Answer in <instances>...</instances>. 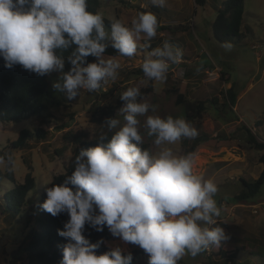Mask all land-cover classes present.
Returning a JSON list of instances; mask_svg holds the SVG:
<instances>
[{"label": "clouds", "instance_id": "obj_1", "mask_svg": "<svg viewBox=\"0 0 264 264\" xmlns=\"http://www.w3.org/2000/svg\"><path fill=\"white\" fill-rule=\"evenodd\" d=\"M152 4L165 7L167 0ZM158 27L154 13L139 12L131 27L114 19L106 31L102 15L87 10V0H0V58L8 69L20 65L39 76L60 73L53 88L72 100L82 89L96 92L116 79L121 65L115 57L105 58L108 47L133 57L140 35L151 40ZM223 46L232 47L230 42ZM70 49L66 57L60 54ZM89 56L95 62H88ZM181 62V50L165 42L146 52L141 67L148 80L163 83L170 64ZM140 97L138 86L120 93L125 103L117 114L123 121L117 115L106 118L107 132L96 146L79 150L72 174L45 188L40 208L53 217L68 216L63 230H57L67 240L60 264H132L131 251L106 245L103 238L91 242L86 225L96 232L107 228L112 237L138 246L148 264H178L186 254L195 257L227 239L217 220V184L194 170L193 154L167 147L196 137L197 129L183 117L155 114L156 106ZM139 117H145L143 128L158 150L142 147ZM13 164L11 154L0 155V165ZM102 245L107 250L98 254Z\"/></svg>", "mask_w": 264, "mask_h": 264}, {"label": "rangeland", "instance_id": "obj_2", "mask_svg": "<svg viewBox=\"0 0 264 264\" xmlns=\"http://www.w3.org/2000/svg\"><path fill=\"white\" fill-rule=\"evenodd\" d=\"M219 1L206 0L204 6H198L194 0H167L165 7L154 5L158 11L153 13L162 27L157 29L154 38L148 40L142 33L133 57L104 54L105 58L115 57L120 62L115 80L109 79L96 92L82 89L72 100L65 95L66 101L62 105L50 106L45 111V122H41L44 116L0 122V151L17 138L22 128L34 130L41 127L47 131L44 138L31 139L26 148L11 152L15 179L23 181L27 171L23 162L25 158L32 167L34 185L25 197L21 212L13 219L6 224L5 216L0 214V264L10 263L9 253L30 229L40 232L36 224L40 194L53 175L64 172L74 151L73 138L68 133L80 135L88 141L106 133L107 129L102 126L105 114L101 110L119 104L113 110L112 118L117 115L123 121V117L117 114L125 103L120 99V93L137 86L141 91L149 81L152 91L141 97L140 102L155 105V114L161 117H183L184 106L175 102L179 93L187 100L205 101L200 126H193L198 135L182 138L167 147L180 155L193 154L194 170L202 172L206 179L214 180L218 186L214 198L221 208L217 220L226 225L222 228L227 239L222 244L227 253L225 257L215 256L213 260L217 264H264V184L248 200H231L243 188L240 178L250 181L262 169L258 160L262 151L247 143L243 125L264 141V0H244L243 38L239 43H231L230 50H226L224 43L213 35L212 22ZM151 4L152 0H98V11L111 22L118 19L131 27L132 19L138 14L136 6L148 11ZM165 42L181 50L182 62L170 64L163 83L148 80L141 67L145 54L163 47ZM145 44L150 47L144 48ZM59 76L58 72L48 74L50 89ZM229 88L238 96L234 106L229 105L228 97H225ZM214 96H217L218 103L226 104L222 110L211 106L210 99ZM139 119L143 143H147L152 151L158 150L153 143L154 137H149L143 128L145 117ZM0 169L4 170L5 165H0ZM1 184L10 188L7 181ZM3 190L0 187V191ZM1 199L0 194V202ZM105 242L113 247L119 245L126 251L139 248L125 244L111 234ZM207 251L195 257L186 254L178 264H207Z\"/></svg>", "mask_w": 264, "mask_h": 264}, {"label": "trees", "instance_id": "obj_3", "mask_svg": "<svg viewBox=\"0 0 264 264\" xmlns=\"http://www.w3.org/2000/svg\"><path fill=\"white\" fill-rule=\"evenodd\" d=\"M198 6H204L206 0H194ZM137 12H157L158 9L151 4L150 9H142L136 6ZM87 10L92 13H99L98 0H87ZM216 14L214 21L212 22L213 35L216 40L221 43H239L243 38L241 32V23L244 12V0H220L215 6ZM105 23L106 31H110L111 21L102 16ZM159 24V21H158ZM162 28L159 25L158 29ZM71 49L68 52L60 53L63 56L70 54ZM105 54L115 56L119 53L108 47ZM88 62H95V57L89 56ZM70 65L65 64V71L69 69ZM223 75V73H220ZM48 74L45 76H39L28 70H25L20 65H15L13 68L8 69L4 67L3 58H0V122L19 121L33 118L35 116H44L41 122H45V111L48 107H56L62 105L66 101L65 94L56 90L50 89ZM52 88V87H51ZM152 91V84L149 81L147 87L140 91L141 97ZM140 97V98H141ZM225 97L228 99V104L234 106L236 104L238 96L232 93L229 88L226 91ZM138 98V99H140ZM124 102V101H122ZM176 104H182L184 106L183 118L186 119L192 126L199 127L200 119L205 110L204 100H187L183 98V95L179 93L176 97ZM211 106H215V109L222 110V106L225 103H218L217 96L210 99ZM219 104V106H218ZM119 104L110 105L106 110H101L105 114L106 118H112L113 110L118 108ZM61 127H64L62 125ZM60 127V128H61ZM246 133V140L255 150L262 151L259 155V162L262 164V169L258 176L252 180H246L240 178L243 185L241 191L232 197L234 202H242L250 199L257 194L264 184V141H260L255 133L250 128L243 125ZM69 137L73 138L74 151L66 165L64 172L53 175L52 179L48 183L47 187H51L52 184H62L67 176L72 174L73 166L72 161L74 156L78 154L81 148L87 149L96 146L99 141L98 137L92 141L81 138L80 135H74L68 133ZM47 135V131L38 127L34 130L28 128H22L16 139L8 142L4 151H0V155L5 153L11 154L14 149H24L28 145L29 140L41 139ZM110 136L111 133H108ZM198 138V140H200ZM195 143L190 147L193 149ZM143 148L150 149L147 143L142 144ZM13 157V156H12ZM23 162L26 166V173L23 181L18 182L15 179L12 166H6L5 169H0V187L4 190L0 191V214L5 216V223L7 224L18 213L21 212L25 203V197L27 193L33 188L34 177L32 175V167L30 163L23 158ZM3 181L9 183L10 188H6L1 184ZM45 190L40 194L39 205L46 200ZM3 208V210H2ZM68 219L67 214H61L57 217H53L51 214L44 211L42 208L38 209V216L36 219L39 233L30 229L21 239L19 244L14 250L9 253V264H60L62 260V246L67 243V240L58 235L57 230H63V224ZM221 227H226L223 223L218 221ZM91 242L95 243L97 240L103 238L104 240L110 239V233L107 228L103 232H96L86 225V231L84 233ZM224 245L210 246L207 251V264H217L213 257H225L227 251L223 249ZM107 250L106 245H102L98 250V254ZM133 253L132 264H148V255L140 248L130 250ZM229 256V255H228ZM234 256V255H233Z\"/></svg>", "mask_w": 264, "mask_h": 264}, {"label": "crops", "instance_id": "obj_4", "mask_svg": "<svg viewBox=\"0 0 264 264\" xmlns=\"http://www.w3.org/2000/svg\"><path fill=\"white\" fill-rule=\"evenodd\" d=\"M230 86V85H229Z\"/></svg>", "mask_w": 264, "mask_h": 264}]
</instances>
